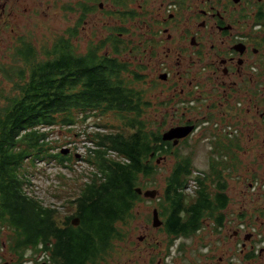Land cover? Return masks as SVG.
Returning a JSON list of instances; mask_svg holds the SVG:
<instances>
[{
    "label": "flooded vegetation",
    "instance_id": "obj_1",
    "mask_svg": "<svg viewBox=\"0 0 264 264\" xmlns=\"http://www.w3.org/2000/svg\"><path fill=\"white\" fill-rule=\"evenodd\" d=\"M62 41L73 57L123 62L122 74L148 92L146 120L160 137L173 128L191 129L164 141L163 154L154 156L162 158L156 165L171 159L163 192L183 158L193 167L188 183L195 182L192 194L182 190L184 208L207 192L228 201L219 208L217 218L225 222L219 233L206 225L215 218L207 211L202 229L165 245L164 257L152 255L145 264H224V257L208 248L197 253L198 245L187 242H201L209 226L222 235L225 252L239 241V254L251 259L255 236L248 228L241 224L228 240L222 233L235 220H264V176L256 181L264 174V0H0V110L11 88L39 86ZM154 209L162 221L153 207L150 226L161 231L151 224ZM143 227L137 249L154 251L157 244ZM257 249L260 256L263 249ZM39 254H45L41 262L48 258Z\"/></svg>",
    "mask_w": 264,
    "mask_h": 264
},
{
    "label": "trees",
    "instance_id": "obj_2",
    "mask_svg": "<svg viewBox=\"0 0 264 264\" xmlns=\"http://www.w3.org/2000/svg\"><path fill=\"white\" fill-rule=\"evenodd\" d=\"M124 71L121 61H99L94 54L73 57L62 41L56 59L42 69L37 88H11L6 107L0 110V235L7 237L4 245L11 264L28 262V252L48 255L44 262L33 258L34 264H113L120 257L119 248L126 252L123 244L129 238L134 209L144 198L135 189L144 191L143 182L156 174L154 156L163 154L159 151L165 142L146 120L151 103L147 90L136 89ZM92 118L116 125L96 124L100 132L86 134L93 148H88L84 161L95 172L69 198L71 214L61 220L58 210L27 193L30 168L51 160L68 167L72 157L51 153L54 146L48 136L55 128L70 131ZM192 170L183 158L178 160L174 176L157 200L168 247L202 229L207 211L215 216L208 224L216 233L225 224L217 218L219 208L228 203L221 194L207 192L202 201L183 207L182 190ZM73 218L80 220L77 226L71 224ZM257 250L251 257L258 256Z\"/></svg>",
    "mask_w": 264,
    "mask_h": 264
},
{
    "label": "rangeland",
    "instance_id": "obj_3",
    "mask_svg": "<svg viewBox=\"0 0 264 264\" xmlns=\"http://www.w3.org/2000/svg\"><path fill=\"white\" fill-rule=\"evenodd\" d=\"M107 123L109 125H116V123L112 120L105 121L103 123H99L95 121L93 118L87 120L83 124H77L72 127L70 131L68 129H58L55 128L50 136H48V141L52 142L54 146V150L51 153L55 154L62 149H69L70 156L72 157V161L67 164L68 167L64 168L63 166L57 164L55 161L50 162H37L30 168V172L32 176L29 178V185L26 186L27 193L41 202L43 206H49L51 208H55L58 210V214L60 215V219L63 220L65 216L71 214V209H68V200L70 197L76 195L79 188L78 186L85 183L88 178L95 172L94 167L89 163L85 162V157L88 156V150L81 145L83 142H87V144H91L90 141L86 139V134L89 132L92 134L93 132H100V128L97 127L96 124H104ZM79 134V136H77ZM67 154V155H68ZM78 155V158L74 156ZM111 159L119 160V158H114L113 155L109 154ZM117 157V156H116ZM170 158L165 162H161L157 165V172L150 180H145V189H156L159 192V196H157L153 200H148L141 198L134 209V220L131 223L129 238L123 244L126 252L122 254L121 249H118L120 253V257L117 258V261L113 262V264H145V260H148L150 256L156 255L159 259L160 257H164L165 245H168V239L164 236V234L159 230H154L150 226V216L151 210L153 207H156L157 200L161 198V194L164 188V177L169 171V163ZM249 158H247V163ZM194 164H198L197 158L194 159ZM253 164V163H251ZM252 165H250L251 167ZM249 167V166H248ZM259 176H264V174L257 173L258 182ZM249 180V176L245 173L243 177ZM149 221V223H147ZM208 223H206L207 225ZM243 225L247 229V232H250L255 236V239L252 240L251 244L254 245V251L257 248L263 249L258 256L251 257L248 259L245 255H240L238 252L239 249V241L236 242L233 249H230L228 252H225L222 244V235H214L211 233L210 226L208 228L203 229L204 232H208L206 236H202V241L198 242L194 237L192 240L187 241L189 244L198 245L197 253L206 254V248L212 250L214 254L218 256L224 257V264H264V220H251V221H233L232 224H229V227L222 233L226 240L229 239V235L232 234L234 230H237L240 225ZM144 225L148 226L146 228V232L151 238V244L154 246L156 243L157 246L153 247L155 250L151 251L142 245L137 249V238L141 236L142 232L145 230ZM6 233V232H5ZM244 233V232H243ZM202 233H200L201 235ZM218 236L217 243L211 244L213 239ZM241 240V239H239ZM7 237L0 235V264L4 262H8L11 264L12 256L9 250L6 249ZM180 240H176L174 245H178ZM3 245V247H1ZM158 245H160V249L163 251H159ZM200 245V246H199ZM158 253V254H157ZM31 253H26V257L29 258L28 262L25 264H34V259H37V255L29 256ZM139 255V257H137ZM190 257L193 258V254H190ZM151 260L155 261V257ZM250 260V263L246 262ZM199 261H203L202 258H199ZM207 263H211L208 261ZM198 264H203V262H199Z\"/></svg>",
    "mask_w": 264,
    "mask_h": 264
},
{
    "label": "water",
    "instance_id": "obj_4",
    "mask_svg": "<svg viewBox=\"0 0 264 264\" xmlns=\"http://www.w3.org/2000/svg\"><path fill=\"white\" fill-rule=\"evenodd\" d=\"M186 128H182V127H178V128H173L167 132H165L164 134H162V141H168L170 139H180L185 137L189 132H190V128H187V132H184L183 130ZM70 152L69 149H62L60 150V154L61 155H67ZM153 154L150 155V157H152ZM75 158H78V155L74 156ZM162 158H157L156 159V163L158 164L160 162ZM135 192L139 195H142V197L146 198V199H154L155 197L158 196V191L157 190H150V189H146V190H141L140 188H136ZM71 224L73 226H77L79 224V219L78 218H73L71 220ZM151 224L153 228H158L162 225V221L159 219L158 217V212L156 209L153 210L152 212V220H151ZM3 264H10L8 262H4Z\"/></svg>",
    "mask_w": 264,
    "mask_h": 264
},
{
    "label": "built area",
    "instance_id": "obj_5",
    "mask_svg": "<svg viewBox=\"0 0 264 264\" xmlns=\"http://www.w3.org/2000/svg\"><path fill=\"white\" fill-rule=\"evenodd\" d=\"M81 145H82L83 147H85L86 149H88V148H93L90 144H87V142H83V143H81ZM113 156L115 157V154H113ZM194 190H195V182H194L193 180H191V181L188 183L187 187H186V191H187L189 194H192ZM44 257H45V254H43V255L39 254V255H38V258H37V262H41V260H43ZM30 264H31V262H30Z\"/></svg>",
    "mask_w": 264,
    "mask_h": 264
}]
</instances>
